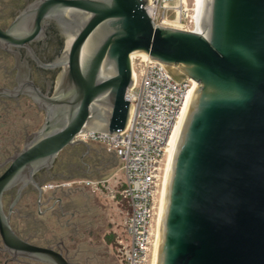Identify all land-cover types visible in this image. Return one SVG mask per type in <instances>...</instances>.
Masks as SVG:
<instances>
[{
  "label": "water",
  "instance_id": "95a60500",
  "mask_svg": "<svg viewBox=\"0 0 264 264\" xmlns=\"http://www.w3.org/2000/svg\"><path fill=\"white\" fill-rule=\"evenodd\" d=\"M149 0H43L31 13L67 37L52 97L36 94L44 126L0 180L2 252L71 264L11 230L1 205L12 185L50 172L88 133L120 134L131 120L132 58L198 84L173 147L154 264H264V0H202L200 33L154 25ZM97 178L96 180H100ZM90 180V179H87Z\"/></svg>",
  "mask_w": 264,
  "mask_h": 264
},
{
  "label": "flooded vegetation",
  "instance_id": "af4514ba",
  "mask_svg": "<svg viewBox=\"0 0 264 264\" xmlns=\"http://www.w3.org/2000/svg\"><path fill=\"white\" fill-rule=\"evenodd\" d=\"M41 1L0 0V180L11 159L45 124L46 111L36 94L52 97L63 72L54 65L63 57L67 37L50 19H43L37 30L31 11ZM69 148L68 156H59L50 172L7 189L1 197L2 211L21 241L54 249L71 264H106L101 256L109 257L104 246L113 247L112 225L103 232L99 213L86 219L89 212L80 206L87 189L80 181L88 175L107 177L117 158L104 148ZM2 247L0 232V264H38L5 254Z\"/></svg>",
  "mask_w": 264,
  "mask_h": 264
},
{
  "label": "built area",
  "instance_id": "2783aa9c",
  "mask_svg": "<svg viewBox=\"0 0 264 264\" xmlns=\"http://www.w3.org/2000/svg\"><path fill=\"white\" fill-rule=\"evenodd\" d=\"M149 1L145 9L154 25L200 33L201 0ZM132 63L135 85L126 98L133 112L127 129L120 134L88 133L77 138L100 145L114 155L119 161L118 173L80 184L98 193L118 177L116 187L121 186L119 194L128 207L125 228L117 240L123 263L153 264L162 166L169 155L173 133L198 84L193 80L175 82L160 63L143 55L134 56ZM117 192L111 189L114 201ZM120 205L118 201V209Z\"/></svg>",
  "mask_w": 264,
  "mask_h": 264
},
{
  "label": "rangeland",
  "instance_id": "374dc122",
  "mask_svg": "<svg viewBox=\"0 0 264 264\" xmlns=\"http://www.w3.org/2000/svg\"><path fill=\"white\" fill-rule=\"evenodd\" d=\"M90 145H91V147H96V149L102 148V146H100V145H96V144H90ZM83 147H84V151H85L86 147L85 146H83ZM70 149L71 148L65 150L60 155V159L64 160L68 156V154L71 152ZM86 163H88V161ZM118 165L119 164L116 160V166H118ZM165 174H166V166L164 163V165L162 166V176H161V181H160L161 185L159 186V192H160L159 200L162 197V192L164 189ZM92 176L93 175H88V176H86V179H84V180H87V179L96 180ZM110 176H112V174H108L107 177H105V179L110 178ZM102 179H104V178H102ZM117 180H118V177L117 178L115 177V179L113 181H111L109 185H107L104 188L102 187L101 191H99L98 193H93V191L91 189L85 187L87 189V191H86L85 196H84V202L80 206V207H82V206L84 207L83 208L84 212L86 210L89 212V213H85L86 219L90 218V220H91L94 218V216L96 217V215L99 213V218H102L101 225L103 228H101V229L103 230V232H105V228L107 229L109 224L112 225V232L110 235L111 236L110 240L113 241V247L111 248V250H109V249L106 250L105 249L106 247L104 246L103 252L107 251L109 254V257L107 256L106 258H104V256H101V258L103 260L105 259L106 264H124L123 263V257L119 251V248H118L117 240L125 228V221L127 219L128 207L125 203H122V197L119 194V192L122 190V188H121V186L118 188L116 187ZM73 184L75 185L76 183H73ZM111 189H116V191H118L116 194V200L115 201L112 200V198H111ZM118 201L121 204L119 209L117 207ZM155 229H157V223H155ZM103 254L105 255V253H103Z\"/></svg>",
  "mask_w": 264,
  "mask_h": 264
},
{
  "label": "bare ground",
  "instance_id": "6f19581e",
  "mask_svg": "<svg viewBox=\"0 0 264 264\" xmlns=\"http://www.w3.org/2000/svg\"><path fill=\"white\" fill-rule=\"evenodd\" d=\"M201 6H202V0H201ZM195 91H196V89L191 92V96L188 99V103H187L186 110L184 112L183 119H182L180 125L175 129V131L173 133V136L171 138V147L169 149V155H168L167 160H166V163H165V166H166V174H165V180H164V189L166 187L167 176H168V171H169V167H170V161H171L173 147L175 146V143H176L177 139L179 138L180 133L182 131V127L184 125V122L186 121L188 112L190 110V105H191L192 100H193L194 95H195ZM164 189H163V192H162V197L160 199V207H159L158 218H157V229H158V226H159V219H160V214H161V206H162V199H163V196H164ZM158 235H159V231H158ZM157 245H158V239H156V246H155V250H154L153 264L155 263V252H156Z\"/></svg>",
  "mask_w": 264,
  "mask_h": 264
},
{
  "label": "crops",
  "instance_id": "0c3cea01",
  "mask_svg": "<svg viewBox=\"0 0 264 264\" xmlns=\"http://www.w3.org/2000/svg\"><path fill=\"white\" fill-rule=\"evenodd\" d=\"M102 148H103V147H102ZM117 162H118V164H119L118 159H117ZM118 168H119V165L116 166V163H115V164L113 165V167L111 168V171H110L109 174H112V176L115 175L116 173H118ZM112 176H110V177H112ZM104 179H105V177H104Z\"/></svg>",
  "mask_w": 264,
  "mask_h": 264
}]
</instances>
